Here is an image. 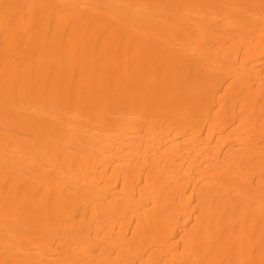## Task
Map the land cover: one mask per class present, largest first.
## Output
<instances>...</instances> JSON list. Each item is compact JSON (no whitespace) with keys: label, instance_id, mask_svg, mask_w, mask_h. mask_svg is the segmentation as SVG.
Segmentation results:
<instances>
[{"label":"bare ground","instance_id":"6f19581e","mask_svg":"<svg viewBox=\"0 0 264 264\" xmlns=\"http://www.w3.org/2000/svg\"><path fill=\"white\" fill-rule=\"evenodd\" d=\"M0 264H264V0H0Z\"/></svg>","mask_w":264,"mask_h":264}]
</instances>
